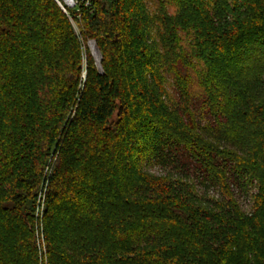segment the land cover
<instances>
[{
  "label": "trees",
  "instance_id": "1",
  "mask_svg": "<svg viewBox=\"0 0 264 264\" xmlns=\"http://www.w3.org/2000/svg\"><path fill=\"white\" fill-rule=\"evenodd\" d=\"M43 263L264 264V0H0V264Z\"/></svg>",
  "mask_w": 264,
  "mask_h": 264
},
{
  "label": "rangeland",
  "instance_id": "2",
  "mask_svg": "<svg viewBox=\"0 0 264 264\" xmlns=\"http://www.w3.org/2000/svg\"><path fill=\"white\" fill-rule=\"evenodd\" d=\"M64 2V0H60V2ZM78 1H83V0H74V3H72L71 5H69L68 7H71V8H74L75 6H76V4H77V2ZM61 2V3H62ZM65 3V2H64ZM75 25V24H74ZM75 28H76V30H77V27H76V25H75ZM88 46H89V49H90V51H91V53H92V50H91V47H90V45H89V43H88ZM92 55H93V53H92ZM94 56V55H93ZM95 57V56H94ZM96 59V58H95ZM158 170L159 169H157V168H152V171H156V172H158ZM210 194L212 195V194H216V193H214V191H211L210 192ZM35 236H36V238H37V240H39V250H40V252L41 253H43V258H44V253H45V240H44V235L41 233V230H37V227L35 226ZM41 257V256H40ZM41 261H42V257H41ZM44 262V261H43ZM43 264H45V263H43Z\"/></svg>",
  "mask_w": 264,
  "mask_h": 264
},
{
  "label": "water",
  "instance_id": "3",
  "mask_svg": "<svg viewBox=\"0 0 264 264\" xmlns=\"http://www.w3.org/2000/svg\"><path fill=\"white\" fill-rule=\"evenodd\" d=\"M57 1H58V3L62 6V3L60 2V0H57ZM64 2H65V4H66L67 6H69V5H71V4L73 3V0H71L70 3H68L67 1H64ZM63 9H64V8H63ZM64 10H65V9H64ZM89 45H90V47H91V50H92L93 55H94L95 58H96L97 65H98L100 71L103 72V68H102V65H101V58H102V57H101V53H100V50H99V48H98L96 42H95V41H90V42H89Z\"/></svg>",
  "mask_w": 264,
  "mask_h": 264
},
{
  "label": "built area",
  "instance_id": "4",
  "mask_svg": "<svg viewBox=\"0 0 264 264\" xmlns=\"http://www.w3.org/2000/svg\"><path fill=\"white\" fill-rule=\"evenodd\" d=\"M83 1H86V4L87 5L89 4V0H83ZM73 3H74V0H73Z\"/></svg>",
  "mask_w": 264,
  "mask_h": 264
},
{
  "label": "bare ground",
  "instance_id": "5",
  "mask_svg": "<svg viewBox=\"0 0 264 264\" xmlns=\"http://www.w3.org/2000/svg\"><path fill=\"white\" fill-rule=\"evenodd\" d=\"M64 1H67L68 3H70V2H71V0H64Z\"/></svg>",
  "mask_w": 264,
  "mask_h": 264
}]
</instances>
